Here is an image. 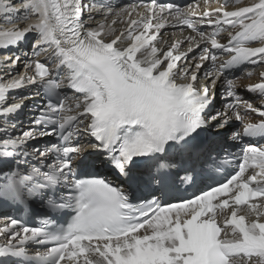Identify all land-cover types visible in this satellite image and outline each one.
<instances>
[{
	"label": "snow or ice",
	"instance_id": "snow-or-ice-1",
	"mask_svg": "<svg viewBox=\"0 0 264 264\" xmlns=\"http://www.w3.org/2000/svg\"><path fill=\"white\" fill-rule=\"evenodd\" d=\"M141 6L143 13L136 11ZM96 7L85 0H26L18 9L0 0V21L15 25L34 18L25 27L0 30V48L33 40L31 56L0 60L7 72L18 64L24 68L0 82V203H38L49 216L39 226L12 218L0 228L9 236L0 245V264H264V144L242 146L238 170L224 182L191 198L177 195L181 185H195L192 160L205 154L206 145L264 140V106L242 99L236 78L226 75L246 64L264 65V0L233 10L226 0L199 16L158 0L113 13L101 0L104 14H126L123 30L87 26L85 10ZM169 19L195 36L168 45L160 32ZM201 24L215 30L206 34ZM222 31L228 32L226 44L218 42ZM185 42L187 51L181 52ZM252 42L261 46H249ZM213 49L231 58L217 67ZM41 55L44 62L36 59ZM205 62L212 70L201 82ZM62 74L66 84L56 79ZM259 76L246 91L264 99V72ZM218 81L225 86L220 110ZM24 87L37 91L9 104V92ZM61 87L78 94L74 105H66ZM40 90L46 100L17 133L23 101L39 97ZM241 109L255 113L258 122L246 121ZM233 119L242 131L232 130ZM84 135L120 185L82 178L77 169L88 165L80 144ZM53 136L55 142L36 146ZM169 151L180 161L164 160ZM142 192L147 195L139 196ZM241 206L245 214L238 215ZM57 215L70 217L66 227L57 225L52 218ZM30 245L38 246L33 254Z\"/></svg>",
	"mask_w": 264,
	"mask_h": 264
},
{
	"label": "bare ground",
	"instance_id": "bare-ground-1",
	"mask_svg": "<svg viewBox=\"0 0 264 264\" xmlns=\"http://www.w3.org/2000/svg\"><path fill=\"white\" fill-rule=\"evenodd\" d=\"M12 1L13 0H11V2ZM14 1H16V0H14ZM22 2H26V0H19V1L15 2V3L12 2V4L19 9L22 6ZM250 2H253V0H250ZM19 15L23 16V12H20ZM114 18L115 17L103 16L102 13L96 12V14H94L91 18L88 17L84 21H85L87 26H90L92 28H95L98 25L103 23V24H106L108 27L116 29V25L112 26V20H114ZM33 20H34V18L30 19V20H28L26 22L23 21V20H20V21H17L15 25L14 24L4 23V22L0 21V30L9 29V28H12L14 26H18V27L22 28V27H25L27 23H32ZM107 30L108 29L106 28L105 31H107ZM192 36H193V34H192ZM164 38L166 39L167 42L171 43V42H175V41H178V40H185L186 36L184 34H182V33H176V34H168ZM187 48H188V43L185 42L181 46L180 51L181 52H185V51H187ZM5 56H8V55L6 53L0 54V60H3V58ZM254 72H255L254 75L252 74L249 78L244 77V75L239 77L237 79V81H236L237 89H242L244 87H247L248 85L260 82L259 74L261 72H264V67H259ZM17 74H18V69L16 71H14V76H16ZM0 76H2L3 79H6V76L10 77V74H9V72H7L5 70L4 67H0ZM34 99H36V98H34ZM27 100H30V99H27ZM66 101H67L68 104H75L76 103V98L74 96H69ZM35 102L36 101H32L31 103L35 104Z\"/></svg>",
	"mask_w": 264,
	"mask_h": 264
},
{
	"label": "rangeland",
	"instance_id": "rangeland-1",
	"mask_svg": "<svg viewBox=\"0 0 264 264\" xmlns=\"http://www.w3.org/2000/svg\"><path fill=\"white\" fill-rule=\"evenodd\" d=\"M17 1H19V0H16V1L13 0L12 2L15 3V2H17Z\"/></svg>",
	"mask_w": 264,
	"mask_h": 264
}]
</instances>
